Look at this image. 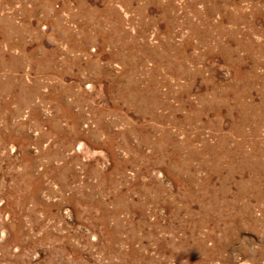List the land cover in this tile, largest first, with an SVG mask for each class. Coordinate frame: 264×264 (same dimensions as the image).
Returning a JSON list of instances; mask_svg holds the SVG:
<instances>
[{
  "label": "rangeland",
  "instance_id": "obj_1",
  "mask_svg": "<svg viewBox=\"0 0 264 264\" xmlns=\"http://www.w3.org/2000/svg\"><path fill=\"white\" fill-rule=\"evenodd\" d=\"M0 264H264V0H0Z\"/></svg>",
  "mask_w": 264,
  "mask_h": 264
}]
</instances>
